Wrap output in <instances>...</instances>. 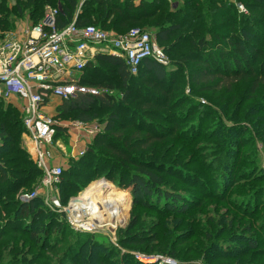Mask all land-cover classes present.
<instances>
[{"label": "trees", "instance_id": "16d2710c", "mask_svg": "<svg viewBox=\"0 0 264 264\" xmlns=\"http://www.w3.org/2000/svg\"><path fill=\"white\" fill-rule=\"evenodd\" d=\"M7 1L0 0V37H2L3 32L12 30L16 19L25 16L27 11L33 20V24L40 22L44 17L46 5H53L54 7L58 4L60 7L57 17V26L60 29L75 21L76 25L80 27L92 24L105 30L124 33L130 30L132 25L142 24L153 17L159 18L168 15L163 9L166 5L164 0H86L81 7H79V0H14L15 3L12 6H9ZM223 1L186 0L187 5L194 12L207 10L205 13H199L200 21L190 25L196 36L191 37L189 42L195 46V51L200 53L201 57L196 53L183 57L181 54L178 56L181 61L192 60L200 64L193 77L195 87H199L197 92L215 90V93H218L225 80L234 81L242 76L250 77L255 81L252 86L253 89L264 81V32H257L254 29V25H256L254 23L246 27L241 25L233 13H242L239 7L230 0ZM249 1H251L249 5L251 10H264V0ZM159 2L160 6H157ZM153 3L157 4L155 6L158 7L155 10L148 8ZM216 3L219 4L217 8L215 7ZM210 8L213 11H209ZM192 16H194L193 13L190 14V17L195 20ZM259 17L260 21L264 22V13H260ZM246 19L244 22H250V18ZM180 29V23H174L160 27L156 33L159 44L172 55L176 53V49L167 44L173 35L179 33ZM254 40H256L255 45ZM81 73L83 75L78 78L80 84L85 86L103 83L115 84L121 88V97L111 100L100 95H82L70 100H62V104L57 108V114L60 117H65L74 113L75 119L84 122H92L96 117L104 114L105 130L93 140L86 158H92L98 148L113 156L112 162L124 170V172L121 171L115 182L119 186L129 188L136 216L137 213H142L141 210L159 212L167 218L186 216L192 212L193 208L203 205L205 199L216 198V195L205 192L199 198L200 191L207 187L204 182L205 175H199V173L190 175V173L183 171L184 176L180 177L181 182L192 188V193L166 189L161 175L162 172L166 171H160L161 167L157 163L139 160L132 150L139 148V146L150 148L155 142L159 144L167 142L178 147V153L174 154L176 161L181 160L185 155H194L199 150L195 141L204 135L201 133V125L202 127L207 125L211 116L216 117V119L220 118L223 111H225L224 117L230 114L225 109L231 107L234 101H226L223 94L211 95L210 99L216 100L218 105H222V112L217 113L215 111L213 113L212 105H202L206 110H201V105H193L194 101L190 100L187 95H178L179 93L176 91L179 88L180 80L173 78L174 75L168 71L167 66L161 65L151 58L142 62L137 74H132L121 57L100 53L86 65ZM147 74L151 75L147 77ZM139 75H144V78L137 81ZM212 81H216V83L210 84ZM141 94L145 96L143 101H139L142 99ZM185 100L190 105L183 114L169 115L179 107L178 103ZM134 101H137L136 106L133 105ZM140 104L146 106L142 113H139V109H137ZM19 117V110L14 107L3 108L0 104V138L3 140V144L0 145V239L9 234L23 235L28 233L30 240L37 248L41 250L50 249L53 252L52 256L40 255L42 259L49 261L48 264L54 260L56 264H69V262H74V264H135L126 259L125 254L118 255V253H116L117 257L99 259L92 263L87 258L78 261L83 248H89V251L91 248L97 249L101 245L99 241H95L93 247L92 244L90 246L88 240L84 239H77L75 243L70 241L65 243L70 223L64 212H52V216L40 225L39 216L42 211L37 208L35 199L25 203L10 197L26 185L24 181L27 177L22 175L26 169L22 170L23 166L33 164L29 154L15 144L17 140L15 129L25 131L22 118ZM194 121L197 123H192ZM184 122L192 123L189 129L188 126H183ZM217 122H221V120H217ZM196 129H198L197 132ZM214 137L217 141H222L221 132L218 131ZM236 149L238 155L235 163L239 164L242 160L243 145L240 144ZM170 156L171 154L167 155L166 158ZM178 161L176 163L179 165ZM229 161L231 159L226 160V155L221 160V177L218 180L221 185H224L221 180L226 174L228 176V173H232V176H236L237 164L229 163ZM216 162L218 159L213 158L210 164H216ZM11 164L13 166L10 167ZM89 164L90 166H97L94 160L90 161ZM78 172L74 169L71 171L64 170L62 173L61 178L62 180L64 178V181L61 180V182L72 186L68 190L70 196L81 190L82 179L87 177L88 173L86 172L89 171ZM101 172H105V175L113 180L115 172ZM13 175L15 176L13 177ZM94 175L98 176L99 171H95ZM245 179L250 182L258 181L256 177H242L238 181ZM230 185L231 181H229L228 186L230 187ZM248 188L246 187V189ZM246 189L243 187V191L240 190V192H244ZM251 189L249 188L250 192ZM260 190V188H256L251 193L245 191L246 193L241 197L230 200L233 207H236L237 202L245 203L244 207H236L239 214L252 220L244 225L243 229L252 233L256 231L253 233V239H246L245 236H242V241L246 242V247H235L234 250L227 249L224 251L225 248L220 246V249L217 243L222 244V242H216L212 239L211 230H208V224L205 221L199 226L198 223H187L182 231L175 233L174 247L171 244V248H158L155 252L164 253L175 259L180 257L188 260L200 258L205 264H264V248L262 247V243L264 244V232L262 231L264 212L260 213L261 202H255ZM228 194V191H224L220 192L218 196L223 197L222 200L226 201L229 198ZM248 201L254 203L251 212L249 211L250 207L246 206ZM227 220V228H231L235 224V217ZM139 222L140 219L137 220L135 217L131 228L138 226ZM154 225H157V222ZM53 234L55 241L49 243ZM160 237L161 232L156 231L150 241L155 242ZM193 239L194 241L191 242ZM41 241L44 243L41 244ZM129 241L131 244L142 245L148 240L138 233ZM120 243L124 245L127 240H122ZM188 243L190 244L185 245ZM182 244L185 247L177 250V246ZM228 246L234 245L228 244ZM136 264L143 263L137 261Z\"/></svg>", "mask_w": 264, "mask_h": 264}, {"label": "rangeland", "instance_id": "374dc122", "mask_svg": "<svg viewBox=\"0 0 264 264\" xmlns=\"http://www.w3.org/2000/svg\"><path fill=\"white\" fill-rule=\"evenodd\" d=\"M85 1L86 0H79V7H81L82 3ZM164 1H166V5L163 9L166 10L169 16L166 14L165 16L159 18L153 17L151 20L144 21L142 24L132 25L131 28L138 27L148 30L156 35L160 27L180 23L181 29L179 33L177 35H173L167 44L169 47L175 48L176 53L172 55L171 53L166 52L170 61L167 65V69L172 72L175 80H180L179 88L176 91L179 93L178 95H187L190 100L194 101L193 105H201V110H206L202 105H212L214 109V111L212 110L213 113H215V111H217V113L222 112V105H218L216 100L210 99L211 95L215 96L223 94L226 101L230 100L234 101V103L231 107H226L225 109L230 114L225 115L224 117L225 111H223L220 118L216 119V117L211 116L208 119L207 125H204L203 127L201 125V133L204 135L202 138H197L195 141V145L199 148L198 152L194 155H185L181 158V160H177L179 165L174 159V154L178 153V147H174L172 143L161 142L159 144L158 142H155V144L150 148L139 146V148H134L132 152L139 160L157 163L160 165L159 167H161L160 171H166L161 173L164 179V187L166 189L192 193V188L181 182L180 177L184 176L182 174L183 171L190 173V175L199 173V175H205L204 182L207 186L200 191L199 198L202 197V193L204 192L212 193L216 195V198L205 199L203 205L193 208L192 212L186 216H172L167 218L162 213L146 210H141L142 213L139 212L136 216L129 188L119 186L115 182L119 178L121 171L124 172V170L112 162L113 156L109 155L100 148L96 150L97 152L92 156V158H86L88 156L87 154L90 145L98 135L95 138H92L90 143H86V138L82 137V135L85 134V131H79L80 129L75 126V123L79 120L74 118V113L68 114L65 117H60L58 114H54V112L58 111L55 108L58 106V103H60L59 99H57V101L53 102L52 106L49 108L50 111H53L55 121L58 125H56L52 141L43 145V149L47 150L48 161L51 165H61L65 171H71L74 169L75 171H79L78 173H82V171H89L86 172L88 173L87 177L82 179V187L80 185L81 190L70 196L68 190L72 186L64 182H61L57 186L51 188H45L43 185L44 172L43 169L39 167L32 136L28 135L23 130L21 131L15 129V136L17 137L15 144L19 145L29 154V157L33 160V164L26 167L23 166L22 170L26 169V171L22 174L24 177H27L24 181L26 185L10 197L23 202V196L25 194L33 192L36 193V196L33 199L36 201L37 208L42 211L39 216L40 225L52 216V212H59V209H62L61 212H64V215L69 221V217H72L69 211L72 199L80 197L91 183L96 182L100 178L107 179L108 182H110L118 190L115 191L116 194L111 199L115 214L113 216L108 214L106 218L111 222L109 223L108 221L101 225H88V227L86 226L83 228L79 227L77 223H75V225L69 224L70 228L67 230L65 243L68 241L75 243L77 239H84L88 240L90 246L92 244V247L95 241H99L101 244L97 249L91 248L90 251L89 248H83L78 261H82V259L87 258L90 263H92L99 259L117 257L116 253H118V255L125 254L126 259H129L135 264L137 261H140L143 264H160L157 257H171L165 255L164 253L155 252L158 248H171L170 245H173L175 233L182 231L187 223H198L199 226L200 223H204L205 221L208 224V230H211L213 236L212 239L216 242H222V244H217L218 247H224V251L227 249L234 250L235 247H246V242L242 241V236H245L246 239H253V233L256 231L252 233L243 229L244 225L252 220H249L239 214L236 207H244L245 203L237 202L235 204L236 207H233L230 200L241 197L246 193L245 191L249 193V188H252L251 192H253V189L260 188L261 190L258 192L259 195L255 199V202H261L260 213L262 214L264 212V81L258 87L253 89L252 86L255 81H253L250 77L247 78L246 76H242L238 80L234 81L225 80L218 93H215V90L197 92V88L199 87H195L193 77L200 64H198L197 61L192 60L181 61L178 56H180L179 54L183 57L188 54L192 55L196 53L201 57L200 53L195 51V46L189 42L191 37L196 36L190 28V25L200 21L199 13H205L207 10L194 12V10L187 5L186 0ZM230 1L234 2L237 7H239L240 12H242H233L238 21L241 22V25L246 27L250 26L251 23H254L256 24L254 25V29L257 32H264V22L260 21L259 17L260 13H264L263 9L251 10L249 6L251 1L249 0ZM6 3H8L9 6H12L15 1L8 0ZM155 5L157 4L153 3V5H149L148 8L155 10L158 8L157 6H160V2L157 6ZM218 5L219 4L216 3L215 7L217 8ZM54 7L59 6L57 4ZM211 10L213 11V9L210 8L209 11ZM45 12L44 8V15ZM192 13L194 14L192 17H194L195 20H192L190 17V14ZM246 18H250V22H244V19ZM246 20L248 21L249 19ZM32 22L33 20L27 11L25 16L16 19L14 24L15 26L12 30L3 32L2 37H0V44L8 37L20 34L22 29L29 24H33ZM255 41L256 40H254V45ZM81 75H83V73L76 76L79 78ZM149 75L151 74H147V77ZM142 78H144V75H139L137 81H140L139 79ZM216 81H212L210 84H214ZM145 83L147 84V82ZM88 87L96 89L101 97L107 99L112 100L114 98L116 100L121 97V88H118L115 84L109 85L107 83H103ZM11 95L14 96L12 99V101H14L13 103H9V100L2 99L0 100V104L3 108L14 107L19 110V118L21 119L23 116L20 103L22 102V99L14 92H12ZM141 97L142 99L139 101H143V97L145 96H142L141 94ZM136 104L137 101H134L133 105L136 106ZM178 104L179 107L169 115L183 114L184 111H186V108L190 105L187 100ZM137 109H139V113H142V110H145L146 106L140 104ZM133 114L135 115V113ZM102 115H100L102 116L101 118L98 116L92 122H88L87 128H92L94 130L98 129L99 134L102 133L106 126L104 114ZM217 120H221V122H217ZM192 123L197 122L194 121ZM192 123L184 122L183 126H188L189 129ZM59 128H61L60 131ZM195 131L197 132L198 129ZM218 131L221 132L222 135L221 142L217 141L214 137V134H217ZM2 144L3 140L0 138V145ZM227 144L229 145L228 147L226 146ZM240 144L243 145V152L241 156L242 160L239 164H237L235 163L237 162L236 158L238 155L236 148H238ZM83 149L84 155H80V152L83 151ZM169 154H171V156L166 158ZM225 155L226 160L231 159L229 163H235V165L237 164V170L236 176H232V173H228V176L226 174V176L221 180L224 185H221L218 180H220L221 177V160H223ZM213 158L218 159L216 164H210V161ZM92 160H94L95 164H97L96 167L95 165L90 166L89 163ZM11 166H13V164H11L10 167ZM95 171H99L98 176L94 175ZM101 171L115 172L113 180L109 179L105 175V172ZM14 176L15 175H13V177ZM242 177H256L258 181L250 182L247 179L244 181H238V179H241ZM62 181H64V178ZM229 181H231L230 187L233 186L232 188L228 186ZM243 187H245V189L246 187L249 188L242 192ZM240 190L242 191L240 192ZM224 191H228L229 193V198H227L226 201L222 200L223 197L220 198L218 196L220 192ZM246 206L250 207L249 211L251 212L254 206L253 201H248ZM135 217H137V220L140 219V222L138 226L131 228ZM232 217H235V224L231 226V228H227V219ZM155 222H157V225H154ZM111 224H115V227H111ZM156 231L161 232V237L159 238L160 240L158 239L155 242L150 241ZM262 231L264 232V228ZM138 233H140L143 238L148 241L142 245L137 243L131 244L129 239ZM54 234L49 240V243L55 241ZM125 239L127 240V243L121 245L120 241H124ZM193 241L194 239L191 240V242ZM42 243H44V241H41V244ZM190 243L185 245H189ZM228 244L234 246H228ZM185 245H178L177 250L185 247ZM262 247L264 248L263 243ZM41 254L52 256L53 252L50 249L41 250L40 248H37V246L30 240L28 233L23 235L9 234L0 239V264H48L49 261L47 262L45 259H42V257H40ZM173 259L176 261V264H205L200 258L188 260L182 257L179 259H175L173 257ZM70 263L74 264V262H69V264ZM51 264H56L55 260L52 261Z\"/></svg>", "mask_w": 264, "mask_h": 264}, {"label": "built area", "instance_id": "2783aa9c", "mask_svg": "<svg viewBox=\"0 0 264 264\" xmlns=\"http://www.w3.org/2000/svg\"><path fill=\"white\" fill-rule=\"evenodd\" d=\"M45 11L40 22L27 25L20 34L0 44V99L12 92L22 99L23 126L32 136L39 167L44 172L43 185L51 188L61 182L64 169L61 165H51L47 150L43 149V145L52 141L58 125L55 116L45 111L50 98L70 100L82 95H100L96 89L80 84L76 76L100 53L121 57L132 74L139 72L145 59L151 58L164 66L170 61L157 35L148 30L134 27L116 33L92 24L80 27L75 21L60 29L59 7L46 5ZM87 123L79 120L75 126L85 131L82 137L90 143L99 131L87 128ZM80 155H84V149ZM35 196L34 192L27 193L23 202ZM69 223L76 222L69 217ZM86 224L83 220L77 225L83 228ZM157 260L160 264H176L173 258L157 257Z\"/></svg>", "mask_w": 264, "mask_h": 264}, {"label": "bare ground", "instance_id": "6f19581e", "mask_svg": "<svg viewBox=\"0 0 264 264\" xmlns=\"http://www.w3.org/2000/svg\"><path fill=\"white\" fill-rule=\"evenodd\" d=\"M115 191L118 190L105 178L91 183L80 197L72 199L69 208L72 218L77 224L85 220L87 227L108 221L110 223L111 221L106 218L108 214L110 216L115 214L111 203ZM111 227H115V224H111Z\"/></svg>", "mask_w": 264, "mask_h": 264}, {"label": "crops", "instance_id": "0c3cea01", "mask_svg": "<svg viewBox=\"0 0 264 264\" xmlns=\"http://www.w3.org/2000/svg\"><path fill=\"white\" fill-rule=\"evenodd\" d=\"M13 98H14V96H13V95H10L9 97H7V98H5V99H6V100H9V101H8L9 103H13V102H14V101H12ZM57 99H59V102H60V103H58V106L61 105V103H62V99L59 98V97L53 96V97L50 98L49 103L45 106V111H46L48 114H51V115L57 114V113H56L57 111L54 112V114H53V111H50V108H49V107L52 106L53 102L57 101ZM20 103H21V102H20ZM15 104H16V103H15ZM21 104H22V103H21ZM58 106L55 108L56 110H57ZM55 109H54V110H55Z\"/></svg>", "mask_w": 264, "mask_h": 264}]
</instances>
